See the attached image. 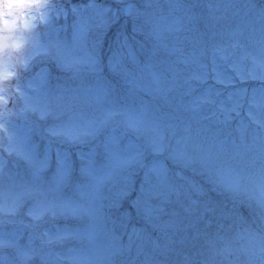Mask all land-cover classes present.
<instances>
[{"label": "rangeland", "instance_id": "obj_1", "mask_svg": "<svg viewBox=\"0 0 264 264\" xmlns=\"http://www.w3.org/2000/svg\"><path fill=\"white\" fill-rule=\"evenodd\" d=\"M84 1L0 19V115L37 123L4 124L0 239L14 243L0 244V264H172L165 243L183 241L200 207L211 247L199 264H261L264 9ZM124 12L126 32L107 38ZM137 186L132 205L163 239L123 208Z\"/></svg>", "mask_w": 264, "mask_h": 264}, {"label": "trees", "instance_id": "obj_2", "mask_svg": "<svg viewBox=\"0 0 264 264\" xmlns=\"http://www.w3.org/2000/svg\"><path fill=\"white\" fill-rule=\"evenodd\" d=\"M256 2H258L260 6L264 9V1L256 0ZM122 22H124L123 17L119 23ZM137 195L138 191L136 190L130 195V197L127 198L126 204L131 210L134 222L138 225L143 226L146 232L151 236H156L160 239H163V236L161 234L162 230L156 227L152 221L145 218L143 214L137 211V209L132 205V200ZM222 198L225 199L224 203H230L228 195L225 192L222 193ZM199 210L200 211H186L188 214V219H186L187 223H184L180 228L186 234V237L183 238V241H180L179 243L176 242L173 245L165 243L168 246L170 245V257H168L170 263L199 264L207 256L210 248L209 229H211L207 219L210 214L205 209H202V207H200ZM226 216L227 214H223L221 216L217 215L216 218H220L221 220L226 219ZM186 241H192L194 242V244L190 245ZM198 242H200V244Z\"/></svg>", "mask_w": 264, "mask_h": 264}, {"label": "clouds", "instance_id": "obj_3", "mask_svg": "<svg viewBox=\"0 0 264 264\" xmlns=\"http://www.w3.org/2000/svg\"><path fill=\"white\" fill-rule=\"evenodd\" d=\"M25 7L19 0H0V19L3 20L5 26L17 19H22Z\"/></svg>", "mask_w": 264, "mask_h": 264}, {"label": "snow or ice", "instance_id": "obj_4", "mask_svg": "<svg viewBox=\"0 0 264 264\" xmlns=\"http://www.w3.org/2000/svg\"><path fill=\"white\" fill-rule=\"evenodd\" d=\"M19 2L22 5L26 6V5H30L32 3H35L36 0H19ZM36 6L39 7L40 5L37 4ZM48 7H52V5H48ZM32 38L33 37L31 36V39ZM5 63H7V62H5ZM23 67H24V70L26 71L27 70V67H28L27 61L24 62ZM15 75L20 76V75H22V73L17 72V73H15ZM0 90L4 91L3 87H0ZM259 139H260L259 148H260V151H261L262 156H264V135H261L259 137ZM261 175H262V184H261V187H262V190H264V166H262ZM0 207H4V205L3 204H0ZM7 243H14V242L13 241H10V240L0 239V244H7ZM20 252H21V255L22 256H27V254H28L23 249H20ZM261 252H262V255H264V243H262ZM205 264H209V262L206 261ZM261 264H264V260H262Z\"/></svg>", "mask_w": 264, "mask_h": 264}, {"label": "bare ground", "instance_id": "obj_5", "mask_svg": "<svg viewBox=\"0 0 264 264\" xmlns=\"http://www.w3.org/2000/svg\"><path fill=\"white\" fill-rule=\"evenodd\" d=\"M262 157H264V156H262ZM262 161H264V159Z\"/></svg>", "mask_w": 264, "mask_h": 264}]
</instances>
